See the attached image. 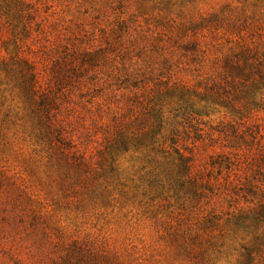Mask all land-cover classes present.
<instances>
[{
  "label": "rangeland",
  "instance_id": "374dc122",
  "mask_svg": "<svg viewBox=\"0 0 264 264\" xmlns=\"http://www.w3.org/2000/svg\"><path fill=\"white\" fill-rule=\"evenodd\" d=\"M0 264H264V0H0Z\"/></svg>",
  "mask_w": 264,
  "mask_h": 264
}]
</instances>
